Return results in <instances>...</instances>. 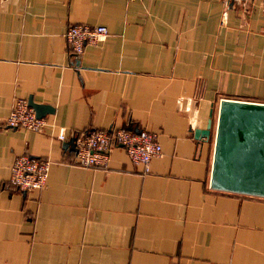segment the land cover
<instances>
[{
  "label": "crops",
  "instance_id": "obj_1",
  "mask_svg": "<svg viewBox=\"0 0 264 264\" xmlns=\"http://www.w3.org/2000/svg\"><path fill=\"white\" fill-rule=\"evenodd\" d=\"M73 23L107 32L75 56ZM28 96L46 125L5 127ZM222 97L264 102V0H0V264H264V197L208 187ZM109 126L153 132L160 155L67 162L63 140ZM23 153L49 160L39 189L7 183Z\"/></svg>",
  "mask_w": 264,
  "mask_h": 264
},
{
  "label": "built area",
  "instance_id": "obj_2",
  "mask_svg": "<svg viewBox=\"0 0 264 264\" xmlns=\"http://www.w3.org/2000/svg\"><path fill=\"white\" fill-rule=\"evenodd\" d=\"M228 0H224L227 2ZM250 0H237L245 4ZM103 25L84 23L69 24L63 32L67 50L77 56L85 44L102 40L106 35ZM5 127H21L40 131L45 120L36 117L33 109L23 97H15L8 114L4 118ZM75 150L67 162L78 166L106 167L108 154L113 146H120L132 163L140 164L143 170L152 157L159 156L161 148L153 132L145 129L132 130L122 126L85 129L72 133ZM55 138L64 139L62 127H57ZM49 160L47 158L18 154L8 166L7 183L16 190H34L41 188L46 179Z\"/></svg>",
  "mask_w": 264,
  "mask_h": 264
},
{
  "label": "water",
  "instance_id": "obj_3",
  "mask_svg": "<svg viewBox=\"0 0 264 264\" xmlns=\"http://www.w3.org/2000/svg\"><path fill=\"white\" fill-rule=\"evenodd\" d=\"M27 104L36 117L51 108ZM211 112L203 128H195V138H207ZM134 130H138L135 128ZM74 151L73 137L62 141ZM208 187L220 191L264 197V102L222 97L218 100L212 131Z\"/></svg>",
  "mask_w": 264,
  "mask_h": 264
},
{
  "label": "bare ground",
  "instance_id": "obj_4",
  "mask_svg": "<svg viewBox=\"0 0 264 264\" xmlns=\"http://www.w3.org/2000/svg\"><path fill=\"white\" fill-rule=\"evenodd\" d=\"M28 105V104H27ZM35 115V114H34Z\"/></svg>",
  "mask_w": 264,
  "mask_h": 264
}]
</instances>
